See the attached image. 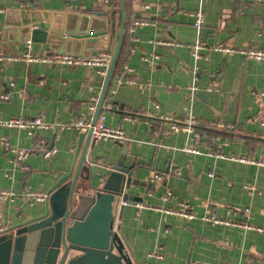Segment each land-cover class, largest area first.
<instances>
[{
    "label": "crops",
    "instance_id": "1",
    "mask_svg": "<svg viewBox=\"0 0 264 264\" xmlns=\"http://www.w3.org/2000/svg\"><path fill=\"white\" fill-rule=\"evenodd\" d=\"M19 8L38 10L54 30L73 24V12H102L108 34L91 52L112 53L121 0H0V50L6 53L26 48L28 39L17 40L12 31L3 36L6 10ZM199 8L204 22L197 29L193 20ZM124 12L120 67L110 78L96 118L104 115L106 124L120 127L126 141L95 138L83 153L86 140L78 144L80 130L57 125L93 120L105 78L97 67L0 59V118L41 116L51 123L32 134L0 126V138L32 149L19 161L0 142V188L18 193L28 187L49 196L60 175L70 168V182L81 154L86 158L92 152L104 164L98 166L101 172L124 162L139 181L129 190L136 198L119 201L114 219L132 264H264V230L259 229L264 228V59L211 47L264 49V3L124 0ZM26 33L18 30L23 37ZM197 40L206 45L199 57L188 46ZM29 49L35 54L54 51L48 41L30 40ZM124 65L128 69L122 72ZM189 112L197 120L198 137L172 130L161 117L179 119ZM50 149L55 151L44 155ZM83 192L90 194L92 188ZM168 192L172 196L164 200ZM44 201L23 194L0 199L3 227L40 214ZM181 201L190 204L192 218L160 209L178 207ZM206 210L228 223L202 219ZM101 216L98 210L95 222ZM95 222L89 233H94ZM81 264L98 263L86 259Z\"/></svg>",
    "mask_w": 264,
    "mask_h": 264
},
{
    "label": "water",
    "instance_id": "2",
    "mask_svg": "<svg viewBox=\"0 0 264 264\" xmlns=\"http://www.w3.org/2000/svg\"><path fill=\"white\" fill-rule=\"evenodd\" d=\"M6 14L3 36H9L12 31L17 40L48 41L54 51L82 56H89L99 40L106 39L109 30L108 18L97 11L73 12V24L65 23L56 30L50 27L38 10L8 9ZM124 19V0H121L120 28L92 121H95L101 108L113 74L122 43ZM21 29L29 33L24 37L18 35ZM82 138L86 140L85 153L87 144L91 142L93 145L95 138L90 131H80L78 144ZM83 153L70 182H67L72 173L69 168L52 186L40 214L3 227V211H0V264H81L86 259L98 264H132L113 224L119 201L131 202L135 199L136 196L129 192L130 185L139 184V181L129 164L116 162L101 172L98 166L104 164L97 162L92 152L86 158ZM87 187L92 188L90 194L83 192ZM98 210H101L102 216L95 222ZM93 222L95 231L89 233L88 226ZM72 251L79 256L72 258Z\"/></svg>",
    "mask_w": 264,
    "mask_h": 264
},
{
    "label": "built area",
    "instance_id": "3",
    "mask_svg": "<svg viewBox=\"0 0 264 264\" xmlns=\"http://www.w3.org/2000/svg\"><path fill=\"white\" fill-rule=\"evenodd\" d=\"M106 3L112 2L114 0H104ZM255 2H262L264 0H250ZM136 23L143 22V20H135ZM204 22V12L201 8L197 9L194 12V26L199 29ZM26 48L22 52L19 53H6L0 50V59L1 60H11V59H23L28 62H41L49 65H58V64H67V65H86V66H95L98 69V72L105 76L107 72V68L111 58V52L107 49H99L90 53L89 56H82L81 54H72L67 52H60V51H51L44 54H35L31 52L29 49L30 40L28 39L26 42ZM189 48L192 50V53L195 57H199L201 55V49L205 48L206 45L197 40L193 44H188ZM214 49L225 51V52H239L247 57L255 58V59H264V49L259 47H247V48H236L233 46H228L225 44H214ZM128 69L126 65L123 66L122 72ZM121 72V73H122ZM121 73L118 75L117 80L118 82L121 81ZM194 87V86H192ZM94 100L97 97L94 96ZM110 108L119 109L116 104H109ZM91 108L94 105L90 106ZM161 117L170 122V127L174 131L178 130H186L188 132H192V134L196 137L200 135L199 130L195 129V125L197 124V120L192 113H188L184 118H173V116L169 114H163ZM213 123V122H212ZM219 125H224V123H216ZM60 129H69V128H76L80 131H90L91 136L96 139H104V140H114L119 143H123L126 141L127 136L125 135L124 131L120 127H113L105 123L104 115H100L96 118L95 121L86 118H77L71 122H62L57 124ZM0 126L6 127H19L25 128L28 133H34L35 130L38 129H47L51 127V123L45 121L41 116L35 117H24V116H10L8 118H0ZM230 126V124H227ZM0 142L4 149L12 151L15 155L17 160L24 159L30 152L31 148H17L10 144L9 139L6 136H1ZM185 149L188 150H195L193 147H186ZM55 149L44 150V155H49L53 153ZM244 159V158H241ZM246 159V158H245ZM248 189H253L254 187L251 185L246 184ZM23 194L27 198L34 199V200H45L48 196V192L34 190L28 187L23 188L21 192H16L15 190H10L6 188H0V199L3 198H10L13 199L16 195ZM172 196L171 192H168L163 199L167 200L169 197ZM136 206H141L140 203L136 202ZM165 212L181 215L183 217L192 218L194 216V212L191 210L190 204L184 201L179 202L178 207H165L160 208ZM202 219L211 221V222H226V220L219 219L216 215L211 212L210 210H206V212L202 215ZM114 230L116 229L115 223L113 224ZM260 230H264V228L259 227ZM158 257L161 255L158 254Z\"/></svg>",
    "mask_w": 264,
    "mask_h": 264
},
{
    "label": "trees",
    "instance_id": "4",
    "mask_svg": "<svg viewBox=\"0 0 264 264\" xmlns=\"http://www.w3.org/2000/svg\"><path fill=\"white\" fill-rule=\"evenodd\" d=\"M110 15H112V12L110 13ZM119 67H120V60H119V55H118L115 66H114L113 74L117 72Z\"/></svg>",
    "mask_w": 264,
    "mask_h": 264
},
{
    "label": "rangeland",
    "instance_id": "5",
    "mask_svg": "<svg viewBox=\"0 0 264 264\" xmlns=\"http://www.w3.org/2000/svg\"><path fill=\"white\" fill-rule=\"evenodd\" d=\"M81 253V252H80ZM128 259V258H127Z\"/></svg>",
    "mask_w": 264,
    "mask_h": 264
}]
</instances>
